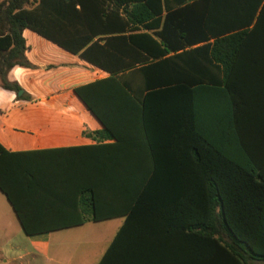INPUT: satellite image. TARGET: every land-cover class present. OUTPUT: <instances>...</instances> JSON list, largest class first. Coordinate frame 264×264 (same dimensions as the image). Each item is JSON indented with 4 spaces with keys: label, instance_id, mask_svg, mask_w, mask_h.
Returning a JSON list of instances; mask_svg holds the SVG:
<instances>
[{
    "label": "trees",
    "instance_id": "16d2710c",
    "mask_svg": "<svg viewBox=\"0 0 264 264\" xmlns=\"http://www.w3.org/2000/svg\"><path fill=\"white\" fill-rule=\"evenodd\" d=\"M25 29L110 74L75 90L97 145L0 144L26 235L125 218L99 264L264 263V0H0L16 93Z\"/></svg>",
    "mask_w": 264,
    "mask_h": 264
},
{
    "label": "crops",
    "instance_id": "0c3cea01",
    "mask_svg": "<svg viewBox=\"0 0 264 264\" xmlns=\"http://www.w3.org/2000/svg\"><path fill=\"white\" fill-rule=\"evenodd\" d=\"M105 37L93 41L102 43ZM23 38L30 66H15L6 76L19 85L21 95L0 86L15 94L0 97V144L9 152L97 145L85 132H99L103 126L75 90L110 74L30 29ZM124 223L125 218L85 219L81 226L28 236L0 191V264H99Z\"/></svg>",
    "mask_w": 264,
    "mask_h": 264
},
{
    "label": "clouds",
    "instance_id": "9594fccd",
    "mask_svg": "<svg viewBox=\"0 0 264 264\" xmlns=\"http://www.w3.org/2000/svg\"><path fill=\"white\" fill-rule=\"evenodd\" d=\"M17 73H20V72H22L23 70H21V69H16L15 70ZM17 78L19 79V76H17ZM6 95H11L13 98H14V93H12V94H9V93H5L2 89H0V97H3V96H6Z\"/></svg>",
    "mask_w": 264,
    "mask_h": 264
},
{
    "label": "rangeland",
    "instance_id": "374dc122",
    "mask_svg": "<svg viewBox=\"0 0 264 264\" xmlns=\"http://www.w3.org/2000/svg\"><path fill=\"white\" fill-rule=\"evenodd\" d=\"M93 225V224H92ZM100 234V233H99ZM250 264H264V263H258V262H254V263H250Z\"/></svg>",
    "mask_w": 264,
    "mask_h": 264
},
{
    "label": "water",
    "instance_id": "95a60500",
    "mask_svg": "<svg viewBox=\"0 0 264 264\" xmlns=\"http://www.w3.org/2000/svg\"><path fill=\"white\" fill-rule=\"evenodd\" d=\"M21 94H22V92L20 91L19 95H21Z\"/></svg>",
    "mask_w": 264,
    "mask_h": 264
}]
</instances>
